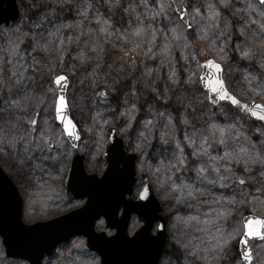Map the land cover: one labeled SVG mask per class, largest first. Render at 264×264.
Listing matches in <instances>:
<instances>
[{
    "label": "rangeland",
    "instance_id": "obj_1",
    "mask_svg": "<svg viewBox=\"0 0 264 264\" xmlns=\"http://www.w3.org/2000/svg\"><path fill=\"white\" fill-rule=\"evenodd\" d=\"M209 3L215 6L218 0L185 2L191 14L188 20L193 25V40L186 31L190 28L181 22L170 0H120L119 7H110L109 0H18L19 20L0 28V139L8 133L17 140L15 148L0 142V166L19 189L25 224L54 219L85 203L67 202L65 198V179L73 156L67 139L53 140L51 148L38 149L20 139L28 129L27 119L35 112L40 113L38 128L43 126L41 120L55 127L51 105H44L48 103L46 97H51L49 90L56 89L55 77L65 75L69 80L66 97L81 131L79 148L86 155L87 172L101 175L105 170L102 153L105 130L110 126L117 128L125 148L137 154L138 181L133 198L148 179L168 222L160 264H237L241 260L235 240L223 248L216 247L218 241L212 238L217 235L215 227L205 221L214 219L215 210L228 208L230 214L219 222L221 230L228 232L240 225L246 213L264 218V166L245 163L246 156L239 163L217 160V174L208 157L193 152L201 136L209 135L210 124L216 123L235 124L233 133L242 135L229 140L227 148L210 140L209 156H223L225 151H239L241 146L253 156L264 155V125L228 103L210 104L201 83L189 85L184 81L191 71L201 74V69L195 68L197 61L201 64L216 59L233 95L242 101L264 103V95L248 94L253 88L259 92L258 85H264L258 51L264 42V7L257 0H231L228 9H217L220 16L213 25L206 6ZM195 7L199 15L193 11ZM104 21L109 22L107 26ZM67 24L73 27L63 26ZM180 24L183 26L177 35L181 38L173 39L171 29ZM140 25L157 30L153 45L147 43V37L133 35ZM104 27L107 31H100ZM231 38L235 39L229 46ZM12 44L18 45V54H13ZM165 44L168 53L161 50ZM221 47L224 53L218 55L215 49ZM246 47L252 48V59L240 56ZM191 54L196 55L195 61ZM220 55H224L223 60ZM173 71L175 76L170 78ZM110 97L116 108L111 106ZM31 135L29 131V138ZM186 135L196 145L190 146ZM25 147L28 152H24ZM181 150L184 162L178 164ZM201 166L208 167L206 179L197 174ZM239 178L246 183L239 185ZM212 180L217 182L210 183ZM221 183L226 186L221 187ZM173 184L191 185L194 196L188 197L187 188L180 191ZM232 197L246 202L229 205L225 198ZM217 200L219 204L213 202ZM190 216L198 220L188 221ZM141 225L134 216L129 234ZM96 230L108 236L115 233L107 229L103 218L96 223ZM173 249L179 252L176 258ZM254 253L253 264H264V241L256 243ZM0 264L29 263L7 259L0 238ZM42 264H100V258L88 249L85 238L77 237L58 246Z\"/></svg>",
    "mask_w": 264,
    "mask_h": 264
},
{
    "label": "water",
    "instance_id": "obj_2",
    "mask_svg": "<svg viewBox=\"0 0 264 264\" xmlns=\"http://www.w3.org/2000/svg\"><path fill=\"white\" fill-rule=\"evenodd\" d=\"M170 1L181 20L183 15L181 10L186 9L187 0ZM257 1L264 7L262 0ZM19 18L18 0H0V28L15 23ZM185 19L189 22L188 16ZM203 64L204 61L201 65ZM68 85L67 78L64 85L66 93ZM55 86L58 89V86ZM201 87L208 96L213 95L203 82ZM208 101L212 104L210 100ZM220 103L227 102L220 101L215 105ZM242 114L264 125V121L250 114ZM105 137L102 160L106 163V168L101 175L90 174L86 170V155L79 148L81 131L79 140L67 139L73 156L65 179V198L67 202L85 200V203L48 221L24 223L22 196L15 183L0 166V238L7 259L42 264L45 257H50L58 246L68 243L73 238L83 237L86 239L88 249L100 258V264H160L168 239L167 220L162 213L161 203L148 179H144L136 199L133 198L138 181L136 171L138 156L125 148L115 126L105 130ZM145 188L148 189L146 195ZM133 216H136L142 225L130 235L128 229ZM252 216L256 215L246 214L242 221ZM102 218L107 229L115 231L113 235L108 236L105 232L96 230V223ZM158 225H163V228H158ZM155 226L156 232L153 233ZM249 240L248 247L252 255L250 264H253L254 247L256 243L264 240L260 238ZM244 248L243 244H239L238 252H242ZM240 258L242 260L241 256Z\"/></svg>",
    "mask_w": 264,
    "mask_h": 264
},
{
    "label": "snow or ice",
    "instance_id": "obj_3",
    "mask_svg": "<svg viewBox=\"0 0 264 264\" xmlns=\"http://www.w3.org/2000/svg\"><path fill=\"white\" fill-rule=\"evenodd\" d=\"M262 3H264V0H262ZM109 6L110 7H119L120 6V0H109ZM209 10V19L212 22L213 25H215V22L219 19L220 12L217 11V9H228L231 7V0H218V4L215 6L211 3L206 5ZM161 10L164 8V5H160ZM183 12V15L181 16V21L183 24H186L188 28H192V23L187 22L185 17L191 15L187 12L186 9L181 10ZM193 11L199 15L200 10L198 7H195ZM87 10H85V16H86ZM159 14V13H157ZM195 19V17H193ZM97 20L99 22V17H97ZM106 26L108 25V21L103 22ZM183 24L177 25V27H174L171 29L172 32V38L173 39H180L181 36L177 35V29L181 28ZM65 27H73V25L67 24L63 25ZM100 31L104 32L107 31V27L101 28ZM261 32L264 34V24L261 25ZM243 34V33H242ZM133 35L136 37H147V43L149 45H153L154 42L157 40V30L149 28H145L143 25L138 26L133 30ZM119 39V37H118ZM167 39V37H166ZM135 47H140L139 44H136ZM239 47V46H238ZM13 48V54H18L16 52V49L18 48L17 44H12ZM162 52L168 53L169 49L167 44H165L162 47ZM258 51L260 52L261 57V66L264 67V42L261 43V45L258 48ZM148 52H151V47H149ZM215 52L219 54L224 53V48H218L215 49ZM240 56L244 59H252L253 58V50L251 47H246L244 50L240 51ZM187 59V57L185 58ZM191 59L193 61L196 60V55L191 54ZM224 59V55H220V60ZM195 68L200 70H203V75L200 74L199 71H191L188 73L187 79L184 81L185 84L193 85V84H200L201 82L204 83V86L207 87L213 95L208 96L206 93L205 98L210 100L213 105L217 104L220 101L227 102L229 106H235V110L241 113L250 114L252 117H255L256 119L260 121H264V103H256L254 101L250 102H244L241 99H238L235 95H233L229 90L228 87L225 85L224 81V69L222 67V64L218 62L216 59H206L204 61V64L201 65L198 61L195 64ZM210 73V74H209ZM175 76V72L173 71L170 73V78ZM55 85L58 86V89H50L49 92L51 93L50 99L46 97V100H48V103H45V108H48L49 105H51V112H50V118L53 122L52 125L48 124L47 120H41L40 124L43 125L42 127H37L38 120L37 117L40 116L39 112L34 113V117L27 119V125L28 129L25 130V135L21 136L20 139L23 140L25 145H32L34 148H41L48 147L51 148L52 141L57 139H68V140H79L80 139V130L78 127L77 121L74 119V116L71 112V109L69 107V103L66 99V89L64 88V85L67 83V77L64 75H58L54 79ZM173 83H177L176 80H173ZM251 83V81H249ZM260 91L257 92L256 88L251 89V91L248 93L256 94V95H264V85H258ZM101 96H106L107 93H100ZM15 103V102H13ZM43 103V102H42ZM58 122V123H57ZM187 123V120L185 121ZM210 132L208 136H201L199 146L196 147V150L193 152V155H203L205 157L209 158L210 161V167L214 172L219 174L220 167L215 163L217 160H236L237 163L240 162V159L243 157H247L248 161H251L252 163H260L262 166H264V155L259 156H253L249 154L248 149L241 146L239 147V151H236L233 149L232 151H225L223 153V156H209L208 149L210 147L209 141L213 140L218 145H224L225 148L228 147V141L229 140H237L239 136L242 135L239 131H236L233 133V130L235 129V124H229V125H218L216 123L210 124ZM258 131L260 129H257ZM0 131H3L0 129ZM11 131V130H9ZM29 131L33 135L29 138ZM262 135H264V132H262ZM185 140L190 146L196 145V141L189 137L185 136ZM0 142L7 143L10 147L15 148V145L17 143L16 137L14 135H9L8 133H5L3 138L0 139ZM167 142V141H166ZM174 143L177 144V148L180 147V144L178 141L173 140ZM2 150V149H0ZM29 148L25 147L24 152H28ZM243 154V156L241 155ZM183 153L181 150V155L177 158L178 164H183ZM198 176H203L205 179L208 175V167L201 166L196 169ZM264 175V173H262ZM220 180L226 179L223 176H219ZM217 181L212 180L210 183L215 184ZM239 185H244L246 183V180L243 178L238 179ZM226 185L221 183V187H225ZM174 188H177V190L184 191L185 188L188 190L186 191V195L188 197H193L194 193L192 191L191 185H184V186H178L173 184ZM148 192V189L145 188L144 195H146ZM227 199V202L229 205H236L238 203H245L246 201L241 200L237 201L235 197L232 198H225ZM214 203L219 204L220 202L213 201ZM253 211H255V207L253 206ZM216 215L214 219L212 220H206V224H212L215 227L216 236H213L212 238L214 240H217L218 243L216 245L217 248H223L224 245L228 244L230 241L235 240L236 244H243L245 246L244 250L242 252H238V255L242 257V260H238L237 264H250L252 260L251 255V249L248 247L250 240L249 238H260L264 240V219L258 217V216H252L247 219H244L239 226L232 228L228 232H224L221 230V226L219 224L220 221H222L225 217H227L230 214V211L228 208L223 209H217L215 210ZM188 221H196L198 220L197 216H190L187 218ZM158 228H163V225H158Z\"/></svg>",
    "mask_w": 264,
    "mask_h": 264
},
{
    "label": "trees",
    "instance_id": "obj_4",
    "mask_svg": "<svg viewBox=\"0 0 264 264\" xmlns=\"http://www.w3.org/2000/svg\"><path fill=\"white\" fill-rule=\"evenodd\" d=\"M116 16H117V20L120 18V16H118L117 14H116ZM225 20H228V18L225 16ZM187 31V34L194 40V37H193V33H191V28L190 29H187L186 30ZM233 39H235V38H231V41L229 42V46H232V41H233ZM110 101H111V106L113 107V106H115V108H116V102H115V100H114V98L113 97H110ZM128 148V147H127ZM171 253H172V255L176 258V257H178V255H179V252L178 251H176L175 249H173L172 251H171ZM236 253V252H235ZM237 254V253H236Z\"/></svg>",
    "mask_w": 264,
    "mask_h": 264
}]
</instances>
